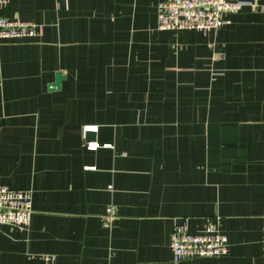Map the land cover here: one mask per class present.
I'll use <instances>...</instances> for the list:
<instances>
[{"label": "crops", "instance_id": "crops-1", "mask_svg": "<svg viewBox=\"0 0 264 264\" xmlns=\"http://www.w3.org/2000/svg\"><path fill=\"white\" fill-rule=\"evenodd\" d=\"M158 1L0 8L42 25L0 40V185L33 211L27 232L0 225V264H264V0L206 32L158 29ZM183 217H219L227 255L173 262Z\"/></svg>", "mask_w": 264, "mask_h": 264}, {"label": "built area", "instance_id": "built-area-1", "mask_svg": "<svg viewBox=\"0 0 264 264\" xmlns=\"http://www.w3.org/2000/svg\"><path fill=\"white\" fill-rule=\"evenodd\" d=\"M9 0H0V8ZM256 5L251 0H159L157 4V27L160 30L195 29L201 31L217 30L229 24V14L242 6ZM42 25L31 20L0 16V40L35 38L41 34ZM97 124H87L83 134L97 132ZM88 150L100 147H113L111 144L100 145L97 141H86ZM85 170H94L95 166H84ZM32 191L16 190L0 185V225H9L19 231L27 232L32 219ZM115 207H106L102 216L104 226L111 227L115 220ZM169 249L172 261L177 263L202 257L219 258L227 255L229 243L227 236L219 228V217L205 218L196 231L191 229L189 217L175 221L169 237ZM44 264H52L54 256L40 255Z\"/></svg>", "mask_w": 264, "mask_h": 264}, {"label": "water", "instance_id": "water-1", "mask_svg": "<svg viewBox=\"0 0 264 264\" xmlns=\"http://www.w3.org/2000/svg\"><path fill=\"white\" fill-rule=\"evenodd\" d=\"M64 75L61 72H56L54 81L49 83L48 88L55 90L60 88V82L64 79Z\"/></svg>", "mask_w": 264, "mask_h": 264}]
</instances>
